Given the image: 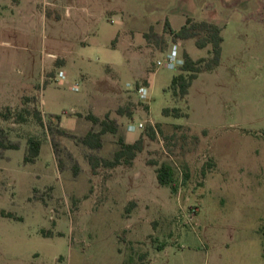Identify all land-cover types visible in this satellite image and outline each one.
I'll list each match as a JSON object with an SVG mask.
<instances>
[{"label": "rangeland", "instance_id": "374dc122", "mask_svg": "<svg viewBox=\"0 0 264 264\" xmlns=\"http://www.w3.org/2000/svg\"><path fill=\"white\" fill-rule=\"evenodd\" d=\"M51 1L0 7V264H264V0ZM186 16L216 22L222 41L181 97L178 65L156 64L178 39L144 34ZM195 37L179 39L178 56H210ZM107 111L118 130L99 147L58 132L82 136L98 128L85 114ZM122 132L142 135L141 150L93 172L86 154L112 157ZM29 135L40 139L32 159ZM148 158L188 178L172 192Z\"/></svg>", "mask_w": 264, "mask_h": 264}, {"label": "trees", "instance_id": "16d2710c", "mask_svg": "<svg viewBox=\"0 0 264 264\" xmlns=\"http://www.w3.org/2000/svg\"><path fill=\"white\" fill-rule=\"evenodd\" d=\"M164 29L170 33L173 39L196 36L195 44L198 47H204L206 44H210L208 49V52L210 53L209 57L200 56L193 58L190 54H188V52H183V62L178 66V71L173 74L170 81V87L174 94L184 97L188 93L192 80L198 72L202 70L203 67L210 69L219 62L222 41L221 29L216 22L209 20H196L191 16H186L184 23L177 29L172 28L167 18H165ZM197 30H203L205 33L198 36ZM144 35L148 39L150 36L163 39V37L156 33L153 29L145 32ZM24 98L28 99L29 97L24 96ZM26 110L28 113H32L36 120L43 125L41 114L37 110L34 109L31 112L29 109ZM172 110L175 114L180 112V109L177 107H173ZM163 111L167 113L169 111V107H165ZM116 112L126 113L129 116L132 114L128 106L125 108L123 106H118L116 108ZM85 117L90 119L94 124L98 125V128H91L82 136H76L62 127L58 128V132L74 136L81 143L93 148L102 145V133L107 131L116 133L118 130V123L114 118L110 117L109 111H107L103 117H100L92 112L86 113ZM20 119L23 120L25 118L20 115ZM174 126L179 127L180 125L174 124ZM146 134L151 137H155L156 133L153 126H150ZM142 140V135L135 138L133 141H126L122 136H118V147L113 151L112 157H102L93 152H88L86 154V158L88 159L93 172H95V168L99 165L112 167L118 163H131L136 153L142 148ZM26 142L27 154H25V158L32 159L38 155L40 139L36 136L29 135ZM52 145L55 148L58 144L54 141L52 142ZM148 162L155 163V172L158 183L161 185H167L172 192L177 191L179 185L185 183L188 178L189 171L185 170L182 174L181 180L178 181L175 175L174 166L167 160L159 162L156 159L148 158ZM74 169L76 170V167Z\"/></svg>", "mask_w": 264, "mask_h": 264}, {"label": "crops", "instance_id": "0c3cea01", "mask_svg": "<svg viewBox=\"0 0 264 264\" xmlns=\"http://www.w3.org/2000/svg\"><path fill=\"white\" fill-rule=\"evenodd\" d=\"M45 2H46V4H48L49 6L50 5H54V3H53V1H51V0H44ZM37 4H38V2H37V0H0V7H7V8H10V10H11V12H14V11H17V10H20L21 9V6L22 5H27V6H32V11L34 12V13H36V10H37ZM89 6L87 5V6H83L82 8H84L85 10H89V8H88ZM50 10V13H51V10L52 9H49ZM113 9H108L107 11H112ZM114 10H116V11H119L120 13H127L130 9H127V8H125L123 5H121V4H118V5H116V9H114ZM100 13V12H99ZM112 14V13H111ZM51 16V15H50ZM47 16H43L42 18H46ZM113 20V17H112V15L110 16V21H112ZM167 20H168V18H167ZM0 21L2 22V28H1V30L4 28V26L5 25H8V23H7V21H6V19L3 17V14L1 13V11H0ZM6 21V22H5ZM169 21V20H168ZM170 23V22H169ZM171 27L172 28H174V29H177L178 27H174V26H172L171 25ZM156 33H158L159 35H162V37H164L165 39L167 38V37H169L170 36V33L168 32V31H165V29H164V26H163V28H162V31H156V30H154ZM178 39V41H176V43H178L177 44V46L179 45V44H181V42L179 41V39H184V38H177ZM150 44H152V41H148ZM194 58V57H193ZM60 71V73H62V75H63V69H59ZM140 86V85H139ZM138 86V87H139ZM137 87V88H138ZM137 91H138V89H137ZM139 93V92H138ZM140 97V96H139ZM141 99H145V98H141ZM136 107V106H135ZM132 110V112H133V109H131ZM134 110H135V108H134ZM121 114V113H120ZM138 126H143V122H139L138 123ZM93 128V127H92ZM93 129H97V126H96V128H93ZM127 129L128 130H133V129H135V125L133 124V123H128L127 124ZM123 133V132H122ZM123 135V137H124V133L122 134ZM124 140H126L127 141V138L126 137H124ZM92 149V148H91ZM119 164H128V163H118V164H116V165H114V166H112V167H110L111 168V170L112 169H114L115 168V166H117V165H119ZM42 237H48V236H42ZM10 260V263H20V262H22V259H21V257H14L13 259H9Z\"/></svg>", "mask_w": 264, "mask_h": 264}, {"label": "built area", "instance_id": "2783aa9c", "mask_svg": "<svg viewBox=\"0 0 264 264\" xmlns=\"http://www.w3.org/2000/svg\"><path fill=\"white\" fill-rule=\"evenodd\" d=\"M177 44L176 42L170 43L168 49L166 50V56L164 60L157 59V65H166L168 67L179 66L183 62L182 56L177 55ZM140 98L147 97V87L145 85H140L138 88Z\"/></svg>", "mask_w": 264, "mask_h": 264}]
</instances>
